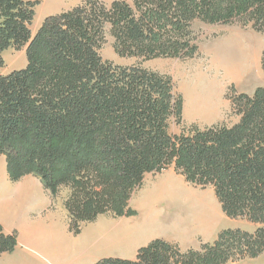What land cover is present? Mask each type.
<instances>
[{
  "label": "trees",
  "instance_id": "16d2710c",
  "mask_svg": "<svg viewBox=\"0 0 264 264\" xmlns=\"http://www.w3.org/2000/svg\"><path fill=\"white\" fill-rule=\"evenodd\" d=\"M84 0L30 25L40 0H0L2 52L26 45L27 65L0 73V154L12 181L39 178L55 199L61 186L70 228L99 215H132L130 200L146 174L171 165L187 181L212 185L223 211L259 223L254 232L224 229L199 249L153 239L134 259L94 264H228L264 252V86L232 97L240 120L231 125L183 121L184 100L169 74L105 60L107 25L120 55L188 58L198 52L192 22L248 16L264 32V0ZM264 68V57L262 60ZM0 225V254L16 249Z\"/></svg>",
  "mask_w": 264,
  "mask_h": 264
},
{
  "label": "rangeland",
  "instance_id": "374dc122",
  "mask_svg": "<svg viewBox=\"0 0 264 264\" xmlns=\"http://www.w3.org/2000/svg\"><path fill=\"white\" fill-rule=\"evenodd\" d=\"M83 1L40 0L30 25L32 33L38 30L46 16L71 9ZM103 1L110 5L115 0ZM125 1L133 5L132 0ZM254 23L255 20H251L248 16L215 23L196 19L191 27L193 42L199 47L195 56L188 58L159 57L148 60L137 55H120L115 48L111 26L107 25L105 41L99 51L105 60L113 61L117 65H141L147 69L171 75L175 91L181 94L184 100L183 121L177 123L174 120L171 123L173 134L190 132L193 125L204 128L224 123L231 126L240 120V115L234 109L232 97L241 93L253 94L257 87L264 86L262 65L264 32L256 29ZM26 49L25 45L21 48L9 47L4 50L1 54L3 65L0 73L5 75L13 70L24 68L27 65ZM209 105L217 107L219 116L213 121H204L199 113ZM0 173L4 174L3 179L0 175V180L15 182L9 178L7 159L4 154H0ZM169 177L179 179V185L176 183L175 187L172 184L162 187V182ZM21 179L23 182L32 180L39 183V178L33 174H27ZM180 187H183L182 191L173 192L172 188ZM70 193L69 186H61L52 210L54 215L50 218L49 227L44 235H36L33 230L26 231V228L20 230L19 237L17 233L12 232L18 239L17 247L12 252L18 251L20 254L29 255L28 264H94L104 256H129L132 253L123 247L119 232L115 234L113 240L116 247L104 254H91L94 248L92 247L89 253V245L97 239L98 234L109 235L113 231V226H119L120 222H123L125 219L123 217L135 219L134 221H137L143 227L144 233L149 236L147 238L149 243L153 239L163 238L177 243L182 250L199 249L203 243L213 242L219 232L224 229L241 228L254 232L261 226L244 216L229 217L223 211L212 185L200 186L187 181L174 165L162 172L146 174L142 185L134 192L130 200V208L135 214L99 215L92 222L82 223L81 232L78 234L70 228L69 213L64 205ZM193 193L197 197H203L213 206V210L217 212L214 215L215 218L209 215H190L186 212L189 207L187 202L192 199L191 194ZM40 214L36 211L32 213V215ZM5 253H1L0 256ZM0 263L5 264L4 261ZM228 264H264V252L257 257L247 256Z\"/></svg>",
  "mask_w": 264,
  "mask_h": 264
},
{
  "label": "crops",
  "instance_id": "0c3cea01",
  "mask_svg": "<svg viewBox=\"0 0 264 264\" xmlns=\"http://www.w3.org/2000/svg\"><path fill=\"white\" fill-rule=\"evenodd\" d=\"M0 175L3 179L4 174L0 173ZM55 203L56 199L52 197L40 180L39 183L32 180L23 182L22 179L15 182H9L6 179L0 180V224L6 233L15 232L20 235V230L26 228V231L33 230L36 235H44L49 227L48 222L54 215L52 210ZM27 206L28 210H26ZM35 211L41 214L32 215ZM123 218H125L123 222H120L123 231L121 243L132 254L120 257L134 259L138 249L149 243V239H147L149 236L144 233L143 227L137 221H134L135 219ZM101 235H106V233H101ZM101 235L98 234L97 239ZM29 257L25 253L20 254V252L15 251L1 255L0 262L4 261L5 264H28L30 262Z\"/></svg>",
  "mask_w": 264,
  "mask_h": 264
},
{
  "label": "bare ground",
  "instance_id": "6f19581e",
  "mask_svg": "<svg viewBox=\"0 0 264 264\" xmlns=\"http://www.w3.org/2000/svg\"><path fill=\"white\" fill-rule=\"evenodd\" d=\"M217 52V51H216ZM222 56V55H221ZM223 59V58H222ZM226 60L228 58H225ZM224 60V59H223ZM224 62V61H223ZM227 63L230 65V63L227 61ZM192 72V71H190ZM214 73V72H213ZM207 74V73H206ZM192 76V75H191ZM213 77V76H212ZM190 78V77H189ZM200 81V80H199ZM196 83V82H195ZM200 86V85H198ZM197 86V87H198ZM214 86V85H213ZM202 87V86H201ZM199 88V87H198ZM208 89V87H207ZM211 91V90H210ZM194 94V93H192ZM212 98V97H211ZM224 108V107H223ZM195 111V110H193ZM201 116L203 117L204 121H213L218 118L219 116V111L217 110V107L213 105H209L207 108H205L203 111H200ZM167 179V178H166ZM165 179V180H166ZM163 181L161 186L165 187L169 184H172L173 187L176 186V183H178L179 179L169 177L167 181ZM175 184V185H174ZM179 185V183H178ZM164 190V189H163ZM173 192H177L178 190L182 191L183 187L180 188H172ZM192 199L187 202L189 207L186 209V212L189 213L190 215H209V217H214L217 212L213 210V206L209 204L207 200H205L203 197L201 198L200 196L197 197L195 193L191 194ZM187 200H189L187 198ZM220 215V214H219ZM217 218V217H216ZM219 218V217H218ZM213 219V218H212ZM222 219V218H221ZM211 224V223H210ZM214 225V224H213ZM199 227V226H198ZM205 228V227H204ZM112 232L109 235H101L99 239H96L89 245V253L90 249L94 247L91 251V254L96 253V254H103L106 253L107 251L111 250L112 248L116 247V244L113 242L114 236L117 232L120 234L123 233L121 229V225H115L112 228ZM69 245V244H67ZM66 245V246H67Z\"/></svg>",
  "mask_w": 264,
  "mask_h": 264
}]
</instances>
